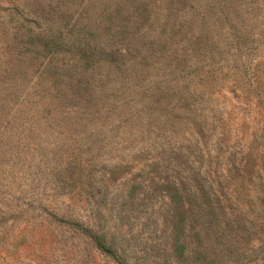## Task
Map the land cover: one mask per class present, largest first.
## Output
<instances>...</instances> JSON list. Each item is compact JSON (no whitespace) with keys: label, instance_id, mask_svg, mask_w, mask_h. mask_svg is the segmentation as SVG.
<instances>
[{"label":"rangeland","instance_id":"1","mask_svg":"<svg viewBox=\"0 0 264 264\" xmlns=\"http://www.w3.org/2000/svg\"><path fill=\"white\" fill-rule=\"evenodd\" d=\"M168 37L199 77L166 106ZM74 223L129 264H264V0H0V264H114Z\"/></svg>","mask_w":264,"mask_h":264},{"label":"trees","instance_id":"2","mask_svg":"<svg viewBox=\"0 0 264 264\" xmlns=\"http://www.w3.org/2000/svg\"><path fill=\"white\" fill-rule=\"evenodd\" d=\"M181 25H183V23H179V25H177L175 28L177 33L180 32L179 34H181L182 36L184 35V37L181 36L182 39L181 38L179 39L180 41L182 42L184 41L185 43H189L190 45L191 43L197 40L198 35H195V36L193 35L189 38L188 37L186 38L185 36L186 31L182 29ZM159 43L161 45L159 46L156 45L155 48L151 47V52L148 54V56L153 59H158L159 57H161V59H163L164 67L166 66V68H168L170 65H176V67H178L176 69H178V71H181L182 73L180 74L178 73L177 75H175L176 74L175 72H174L175 74L168 72V75H171L172 76L171 79L173 80L168 79L167 80L168 83L167 81H165L163 84H161L163 88L162 90L164 91L160 93L158 98H160L161 102H163L164 101L163 99H165L166 104L164 102L163 103L166 106L170 105V99H172L173 97L177 99L179 98L181 99V101H184V102L187 101L189 98L193 100L194 94L197 95L198 93L195 90V85L197 83L194 80L195 78L198 79L199 76H196L195 74H194L195 76L194 75L191 76L190 74V68L192 67V65L190 63L186 64V61H188V58H187L188 53L186 54L185 52V54H183L181 50L176 51L175 49H172V48L168 50L167 47L168 46L170 47V45L173 44L172 38L168 37L166 38V40H163V42H157V44ZM147 57H145L144 59L142 58L143 60L142 63H146ZM79 59H82L83 61H85L84 67H87V68L90 67V71L94 70L95 68H98L100 65L99 63L102 60L100 55L96 56L92 54L91 52H85V54L80 56ZM121 65H125V64L122 62ZM192 71L195 72V67ZM188 76L190 77L187 79ZM182 77L184 78L186 77L185 85L183 86V88L184 90H186V92L188 91L187 94H183V95L182 93L178 91L179 86L175 85V83L172 84L173 81H176L177 79L182 78ZM191 81L193 84H191ZM172 192H173L172 196H174V199H172V202H174L175 200L177 204L179 205V207L183 210V212L191 211L192 210L191 207H193V209H196L200 213L203 210L200 202L206 198V193H205L204 188L200 184L196 183V185L194 184L190 188L188 184H175L174 185L172 183ZM186 196H187V199L192 203V205L186 206L187 210H185L186 208L183 207V204H182V199ZM182 221H183L182 219H178V221H176V228L177 229L179 228V230L181 229L183 231L184 225H182L183 224ZM73 225H76L77 229L91 241L95 249L100 254L109 257L114 262V264H129L125 260L124 256L119 254V250L116 246L115 239L113 237L108 236L106 232L98 233L97 231H93L79 224L74 223Z\"/></svg>","mask_w":264,"mask_h":264}]
</instances>
